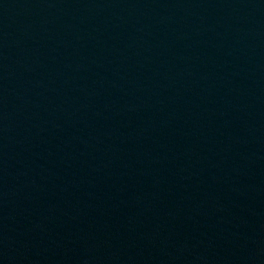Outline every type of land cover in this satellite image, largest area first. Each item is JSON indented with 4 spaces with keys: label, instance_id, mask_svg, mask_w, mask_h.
Returning <instances> with one entry per match:
<instances>
[{
    "label": "water",
    "instance_id": "95a60500",
    "mask_svg": "<svg viewBox=\"0 0 264 264\" xmlns=\"http://www.w3.org/2000/svg\"><path fill=\"white\" fill-rule=\"evenodd\" d=\"M0 264H264V0H0Z\"/></svg>",
    "mask_w": 264,
    "mask_h": 264
}]
</instances>
